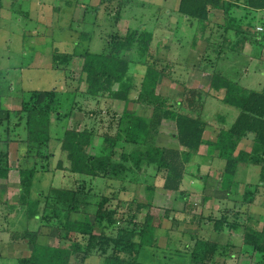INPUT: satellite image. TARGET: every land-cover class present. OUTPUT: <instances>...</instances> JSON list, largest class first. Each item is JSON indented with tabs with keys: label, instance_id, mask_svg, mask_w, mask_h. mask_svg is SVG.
Here are the masks:
<instances>
[{
	"label": "trees",
	"instance_id": "trees-1",
	"mask_svg": "<svg viewBox=\"0 0 264 264\" xmlns=\"http://www.w3.org/2000/svg\"><path fill=\"white\" fill-rule=\"evenodd\" d=\"M240 1H243V7L238 9L244 14L237 13V7L222 0H181L177 13L191 23H208L213 10L223 11L225 25L222 42L219 46L214 44L213 48L218 52L227 50L241 54L246 45L264 47V20L257 17L264 12V0ZM112 3L113 0H101L97 9ZM2 4L0 0V10ZM121 20L122 15L115 17L116 30L107 36L106 48L102 53L95 54L86 49L81 54L76 51L69 54L55 51L52 54L55 69L62 72L69 71L75 58L82 60L79 83H84L86 87L84 92L78 89L74 93V100L80 96L89 101L107 100L124 104L123 113L115 115L110 125L114 135L99 138V144H96L97 137L92 128L81 131L65 128L58 138L60 152L68 163L67 170L82 182L77 189L49 187L39 191L35 183L38 174L49 171V161L53 157L50 153L53 119H71L78 109L64 112L63 95L56 90L32 91L27 96L22 92L20 109H6L1 99L10 93L11 85L3 79L0 71V143H15L19 150L25 151L16 169L9 165L8 152H0V189L2 184L9 182L11 174L17 172L19 207L11 208L12 211L25 212L26 226L13 239L16 244L21 242L32 248L28 258L0 259L5 260L6 264H70L73 257L82 254L84 261L96 257L101 264H147L140 260L142 253L147 249L159 248L157 232L160 226L153 223L151 215L154 206L150 202L138 204V198H133L128 203L126 214H120L117 208L109 209L107 204L119 199L122 189L119 188L108 198L94 185V181L100 179L105 186L111 182L120 183L122 188L127 185L144 186L148 197L154 196L158 190L157 182H163L161 190L176 194V199L184 204L185 209L181 214L189 217L180 222L166 211L165 218L172 224L194 226L197 223L198 228L203 221L213 224L214 234L240 236V254L254 256L255 264H264V230L246 226L248 208L254 203L259 189L264 187V90L258 92L241 88L214 71V78L222 83L216 85L217 88L225 89L220 103L236 109L238 116L230 127L223 125L218 130L215 141H208L205 139V133L210 128L207 119L191 110L194 102H201V92L185 89L187 91L181 100L160 95V82L167 78L166 71L170 67L160 64L162 58L158 50L153 52L152 31L141 24L129 27L123 35L119 31ZM230 34H233V41L228 43ZM204 62H207L208 70L213 65L206 55ZM138 68L145 69L139 85L135 78ZM136 89L137 98L132 100L131 93ZM187 97L191 104L187 102ZM130 105L144 107L151 111L150 115H140L135 109L130 110ZM200 107L202 111L203 102ZM164 122L175 124L177 148L157 145ZM246 139L253 141L250 152L241 149V143ZM203 146L213 150L216 154L214 160L225 164L217 181L219 190L227 195H231L235 185H238L240 172L245 174L251 167L259 169V184L246 186L240 204V208L247 213L226 208L218 218L214 213L207 216L203 213L190 219L188 201L191 193L181 189L187 177L208 182L209 177L202 176L198 167L196 172L188 168ZM93 149L94 153H91ZM58 166L64 170L62 161ZM205 190L204 187L202 191ZM210 199L204 196L203 202ZM1 200L0 192L2 206ZM119 203V207L124 204L122 201ZM136 204L132 213V205ZM142 211H146V216L140 223L137 213ZM91 218L94 219L93 223L90 222ZM35 221H39L41 229L46 227L57 232V247L37 243L41 229L33 230L31 224ZM72 236L78 241H74ZM189 236L194 241L193 246H186L191 249L188 251L189 264H222L234 258L232 252L237 247L230 242L221 245L198 235ZM172 243L169 242L167 248H171Z\"/></svg>",
	"mask_w": 264,
	"mask_h": 264
},
{
	"label": "rangeland",
	"instance_id": "rangeland-1",
	"mask_svg": "<svg viewBox=\"0 0 264 264\" xmlns=\"http://www.w3.org/2000/svg\"><path fill=\"white\" fill-rule=\"evenodd\" d=\"M100 1L2 0V8L4 9L0 17V71L3 79L11 85L10 93L1 99L2 106L11 111H16L21 107L20 95L22 92L27 96L32 91L56 90L63 95L62 109L64 112H70L73 108L78 109L71 119L65 118L61 121L53 119V141L50 145V153L53 154V157L49 161V171L37 176L38 181L35 186L38 187L37 190L39 191L47 190L49 187L77 189L82 184L78 176L69 173L67 170L68 163L60 152L58 138L63 134L65 128L80 131L84 128L94 129L97 137L96 144H99V138L105 135H114V129L110 130V125L115 115L123 113L124 104L107 100L89 101L80 96L74 100V93L79 91L78 89L80 92H84L86 87L84 83H79L82 60L75 58L69 71L62 72L55 69L52 54L55 51L68 54L76 51L81 54L86 49L91 53H102L106 48L107 36L116 30L114 29L115 17L122 15L123 20L119 22V31L123 35L126 34L129 27L141 24H145L149 31H152L154 38L152 50L153 52L158 50L160 58H162L160 63L162 66L169 65L170 67L166 71L167 78L165 77L160 82L158 88L160 95L173 100H181L187 91L185 89H196L201 92L202 111L201 102H194L193 107L189 106V108L196 115L201 114L207 119L210 128L205 133V139L208 141H215L218 130L223 125L230 127L238 116L236 109L220 103L224 97L225 89L217 88L216 85L222 83L214 78V71L241 88L258 92L264 90V65L261 60L256 58L261 53V48L253 46L251 54L252 50L249 51L248 49L245 54H235L227 50L224 53L218 52L217 49L213 48L222 42L221 36L225 23L221 25L222 29L217 30L214 27L212 33L208 31L205 37L201 38V30L192 27L191 22H186L184 19L179 20L175 13L170 11L173 9V5L167 4L166 6L164 0H113L112 5L107 7L104 4L105 6L97 9ZM218 22H222V19H219ZM229 39L228 43L233 41V34ZM203 52L213 63L209 70L206 69L208 66L206 65L207 62H204L205 55ZM144 72V68H138L136 72L135 78L138 85L143 79ZM137 95L138 90L136 89L131 93V99L135 100ZM187 102L191 104L188 97ZM133 109L143 116H149L151 112L144 107L130 105V110ZM175 135V124L164 122L160 129L157 145L163 148H177ZM247 145L250 144L247 143ZM0 152H8L9 165L13 169L18 167L19 159L25 154V151L19 150L15 143L10 145L0 143ZM91 153H94V149ZM214 159H216V154L213 150H210L208 146H203L199 156H195L188 166L192 172H196L199 168L200 174L208 176L210 179L207 182L206 187L208 188L205 192L201 189L197 190L200 184L199 180L187 177L184 181L181 190L191 193L188 201L190 219L203 213L207 216L211 211L218 218L226 208L245 213L246 211L240 208V204L246 186L258 185L260 182L259 169L251 167L245 174L240 172L238 185H235L234 193L232 192L229 196L219 190L215 179L218 173L224 169L225 164ZM61 161L64 170L59 169L58 165ZM250 170L252 172L249 176ZM191 180L194 181L193 184ZM100 181V179L94 181V185L96 184L97 190L101 193L104 192L108 198L119 188L122 189L118 196L119 199L110 203L107 202L109 209L117 208L120 214H126L128 203H131L133 198H138V204L150 202L154 206L151 215L153 223L160 226L157 232L159 248L158 250H145L140 257L142 262L147 264H189L188 251L191 249L186 246L194 245V241L189 235H198L202 239H211L221 245L230 242L237 247L232 252L234 258L222 264L256 263L254 256L240 254L239 248L242 244L240 236L214 234L212 232L213 224H208L206 221H203L201 227L198 228L196 222L194 226H187L181 223L172 224L170 220L166 219V211H169L172 217H176L175 211L179 209V213H182L185 208L183 202L176 199V194L161 190L163 182L154 183L160 195L158 193L156 195L155 192L154 196L148 197L144 186L127 185V188H122L120 183L111 182L105 186ZM16 186H19L17 172L11 174L9 183L2 184L0 189L1 202L3 203L2 206L0 205V257L13 260L28 258L32 252L30 246L19 241L16 244L13 239L15 234H19L26 226L24 225L25 212L23 210L12 211L13 207L17 209L19 207V189ZM258 192L257 200L255 199L248 208L249 219L246 220V226L263 231L264 189H259ZM204 196L211 197L216 202L211 200L204 203ZM225 198L227 199L224 200ZM120 201L124 203L121 207H119ZM221 201H226L225 204H230V206L221 205L223 204ZM136 207L137 204L132 205V213L135 212ZM137 215V221L141 223L146 216V211L137 213ZM186 216L179 214L177 220L182 222V220L189 219ZM90 222L93 223L94 219L91 218ZM33 224L31 227L33 226L34 231L41 227L39 221H35ZM72 238L74 241H78L75 236ZM169 242H174L170 245L171 248H167ZM37 243L57 247L59 245L58 234L56 231L44 227L40 230ZM5 262V260L0 259V264H6ZM70 264H101V261L96 257L84 261L83 255L78 254L72 258Z\"/></svg>",
	"mask_w": 264,
	"mask_h": 264
},
{
	"label": "crops",
	"instance_id": "crops-1",
	"mask_svg": "<svg viewBox=\"0 0 264 264\" xmlns=\"http://www.w3.org/2000/svg\"><path fill=\"white\" fill-rule=\"evenodd\" d=\"M165 1V4H166V6H167V4H172L173 5V9H170V11H172V12H174L175 13V15L179 18V20L180 19H184V18H181V16H179V14L177 13L178 12V9H179V4H180V1L181 0H164ZM222 1H226V2H228L230 5H233V6H235V7H237L236 8V11H238L237 13H243L242 11H240L238 8L239 7H243V1H238V0H222ZM4 8H2L1 9V11H0V17L2 16L1 15V12H2V10H3ZM169 11V12H170ZM244 14V13H243ZM220 17V18H219ZM257 17H258V19H263L264 20V12H260L258 15H257ZM219 19H222V22H218L219 21ZM184 20H186V19H184ZM186 22H189V21H187L186 20ZM220 23H222V24H220ZM223 23H225V20H224V13H223V11H219V10H213L212 11V13H211V16H210V20L208 21V23H202V22H194V23H190L191 24V26L193 27H196V29H200L201 30V38H204L205 37V35H206V33H208V31H210L209 33H212L213 32V29H217V30H220V29H222V26L221 25H223ZM178 24H179V22H178ZM203 24V25H202ZM225 25V24H224ZM215 27V28H214ZM263 29V28H262ZM263 32H264V29H263ZM210 45V44H209ZM250 48V49H249ZM258 48H261V53H259V55L256 57V58H258L259 60H261V63L264 65V47H261V46H258ZM247 49L249 50V51H251L250 52V54L253 52V47L252 46H249V45H247L245 48H244V54H245V52H247ZM242 53V54H243ZM203 54H204V52H203ZM247 143H249L250 145H247ZM247 145V146H246ZM252 146H253V141H252V139H246V140H244L242 143H241V149L242 150H244V151H246V152H250L251 151V149H252ZM198 156H199V154H198ZM248 170L249 169H247V171H245V173L246 172H248ZM251 170L249 171V176H250V174H251ZM219 174V173H218ZM215 179L216 180H218V176H217V178L215 177ZM209 180L210 179H208V182H209ZM191 182H192V184H193V182L194 181H192L191 180ZM219 181H217V183H218ZM9 183V182H8ZM199 185H198V189L197 190H199V189H201V190H204V187L206 188V190H207V188L208 187H206L207 186V183L206 184H204V182L203 181H200L199 180ZM17 187V186H16ZM193 187V186H192ZM17 188H19V186L17 187ZM194 189V188H193ZM261 189H264V187H261L260 188V190ZM200 190V191H201ZM205 190V191H206ZM157 193L160 195V192H159V190H157L156 191V195H157ZM259 193V192H258ZM229 196H231V195H229ZM256 197H257V195H256ZM227 198H225L224 200H226ZM256 200H257V198H255ZM211 200H213V202H216L213 198H211L210 199V201ZM209 201V202H210ZM225 202L226 201H221V203H223V204H221V205H224V206H226V207H228V206H230V204H225ZM210 213H213V211H211ZM179 214H181V213H179V209L177 210V213L175 214L176 215V217H174L175 219H178V215ZM172 217V216H171ZM173 218V217H172ZM180 222H181V220H179ZM181 224H183V223H181ZM185 225V224H184ZM188 226V225H187ZM163 233V232H162ZM161 233V234H162Z\"/></svg>",
	"mask_w": 264,
	"mask_h": 264
},
{
	"label": "built area",
	"instance_id": "built-area-1",
	"mask_svg": "<svg viewBox=\"0 0 264 264\" xmlns=\"http://www.w3.org/2000/svg\"><path fill=\"white\" fill-rule=\"evenodd\" d=\"M261 31V29H259Z\"/></svg>",
	"mask_w": 264,
	"mask_h": 264
}]
</instances>
